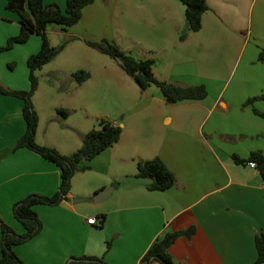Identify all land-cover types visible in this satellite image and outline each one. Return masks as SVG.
Wrapping results in <instances>:
<instances>
[{"label": "crops", "instance_id": "crops-1", "mask_svg": "<svg viewBox=\"0 0 264 264\" xmlns=\"http://www.w3.org/2000/svg\"><path fill=\"white\" fill-rule=\"evenodd\" d=\"M43 2L46 5L55 3L61 9L66 5V0ZM206 2L209 10L202 15L200 31L188 33L183 41L178 40L179 46H184L189 41L194 42L193 36L203 30L206 18L207 26L222 30L223 37L233 49L229 51L227 61V69L231 74L236 67L233 77L216 79L212 97L208 93L209 96L200 101L177 103L190 111L176 117H162L165 125H172L175 121L173 128L165 134L158 135L154 140H134L129 145H119L114 151H111V147L88 162L87 171L76 173L101 172L111 159L130 168V163L137 165L139 161L158 157L174 175L173 186L164 192H150L145 180L135 178L136 172H124L122 168L107 182H93L81 175V184L71 183L67 200L56 207L69 205L67 209L76 213L75 207L71 206L73 199L94 197L110 188L111 193L105 200L114 198V206L109 210L96 212V218L104 219L102 225H88L86 220L90 217L85 220L83 218L80 223L76 219L88 232L94 228L103 231L100 240L90 241L74 252L65 251V255H68L65 257L85 255L103 258L107 264H140L141 258L157 238L193 227L194 232L190 237H178L169 248V254L176 264H254V238L257 234L264 233V183L255 169L247 164H235L232 156L242 160L247 159L252 152H260L264 156V119L253 112V109L264 112V99L256 100L251 105L245 104L248 99L264 94V63L257 62L259 50L264 46V0ZM123 3L125 4L124 0H103L101 4L98 0H93L92 4L83 9L79 22L67 31L63 32L56 26L48 27L49 43L51 44V35L58 34L68 39L66 47L74 42L86 46V41L106 39L122 50L131 51L120 42V38H124L123 33L112 25L116 9ZM154 3L158 27L166 28L168 18L172 17L168 9L170 6L173 11L174 4L167 0H154ZM144 16L146 28L150 31L152 17ZM183 27L185 30L186 23L177 17L171 26V32L179 33ZM19 29L17 15L7 11L5 0H0V46L5 45L10 37L16 36ZM216 32L207 34L208 39ZM34 36L36 35L30 36L28 43L26 42L29 44L26 51H18L22 65L25 64V73L21 65L19 74L14 67L10 68L5 77L0 74L2 87L17 91L29 89L26 60L37 52L41 44L40 38L36 36L38 40ZM240 39L244 40L242 44ZM136 40L129 39V42L142 45ZM242 45V57L236 66L233 57ZM209 46L211 43L207 41L203 50L207 52ZM15 47L16 45L12 49ZM160 48L169 50V42L161 43ZM183 48L185 47H176L178 51H183ZM186 48L190 50V46ZM14 58L15 64L19 63L17 57ZM242 58L239 77L235 78ZM203 61L209 65L206 63L205 66L203 62L201 69L213 71L212 61L207 56H204ZM190 62L192 61L172 65L175 68L169 73L170 78L172 77L170 80L163 76L156 78L175 83L173 77L183 79L188 74L179 67L187 65L191 68ZM213 63L215 71H220V61ZM88 71L91 79L93 71L99 73L102 69L92 68ZM58 72L72 81L71 74L74 71L50 70L49 76L54 77ZM22 106L21 100L0 95V218L18 234L23 233V228L14 219L12 206L30 194L53 195L58 190L60 179L57 167L37 154L26 149L13 151L16 141L25 132ZM36 141L37 144L48 147L47 142H42L39 123ZM73 142L68 141L69 146L74 147ZM137 145H141L142 149H137ZM65 153L61 151L60 154L68 155ZM34 211L40 218L41 207L35 206ZM76 217L80 218V215L76 214ZM46 223L50 232L55 234L53 239H60L66 226L70 225V219L60 215L58 218L53 217L51 222L44 221L42 230L36 237L16 246L14 251L25 264H49L43 250L45 238L49 240V236L45 235ZM108 237L112 239L110 242ZM106 243H110L108 250Z\"/></svg>", "mask_w": 264, "mask_h": 264}, {"label": "rangeland", "instance_id": "rangeland-1", "mask_svg": "<svg viewBox=\"0 0 264 264\" xmlns=\"http://www.w3.org/2000/svg\"><path fill=\"white\" fill-rule=\"evenodd\" d=\"M98 1L103 4V0ZM124 1L125 4H121L120 8L116 9V17L112 25L115 29L123 33L124 38H120L123 46L131 50H123L124 52L132 55L136 59L151 58L155 61L153 68L155 77H166L170 80L172 77L170 78L171 75L169 73L172 68H175L173 67L174 64L186 61L195 62V67L192 62H190L191 68L187 65L180 66L179 69L188 72V74L183 79L173 77L176 81L172 84L178 86L203 85L211 97L214 96V86H216L214 82L216 79L224 78L226 80L233 77L236 67L232 74L227 69L228 56L230 55L229 51H233V49L223 37L222 30L217 27L214 29L215 27L207 26L206 18L204 20L205 26L203 30L197 36H193V39H195L193 40L194 42L189 41L184 46H179V36L186 32V29L184 30L183 27V30L179 31V33L171 32V26L177 20V17L178 20L181 19L182 22L186 23L184 6L178 0H167L174 4L173 11L170 6L168 9L172 16L168 18V22L166 23L168 28L158 27L157 20L155 19L156 4L154 0ZM126 2H129V4ZM144 15L152 17L153 24L149 26L150 31L146 28ZM213 31L217 32L213 37L211 36V39H208L207 34ZM34 37L39 40L38 37ZM50 38L52 44L50 45L54 47L67 43L68 40L66 36L58 34L51 35ZM129 39H137L142 45L137 44V42H129ZM167 41L169 42L170 48L165 51L160 48V44ZM207 41L211 43L209 50H207L208 53L203 50ZM243 41V39L239 40L241 44ZM27 43L16 44L15 49L0 53V74L2 76L5 77V74L10 72V68L12 69V67L19 74L23 62L19 58L20 53L18 51H26L27 45H29ZM188 46H190V50L186 48ZM176 47L185 48H183V51H178ZM242 47L243 45L240 51L236 52L233 57V62L236 66L242 57ZM204 56H207L212 61L211 69L213 71L201 69V66L203 68ZM14 57H17L19 63L15 64ZM213 61H220V71H215L216 66ZM206 63L204 62L205 66L207 64L209 65V63ZM242 63L243 58L234 75L235 78L239 77ZM78 68H82V70L87 72H89L88 70H92V68L93 70L100 68L102 71L99 73L93 71V77L88 79L86 83L84 82L85 84H76L72 79V81L66 79L59 72L54 77L49 76L50 70L75 72ZM22 69L25 73V64L22 65ZM36 76L38 78V88L32 97V104L39 118L38 123L41 130L42 142H47L48 147L55 148L59 153L62 151L70 155L78 150L81 147L82 136L91 129L97 128V121L101 118L114 121L122 128L120 139L117 142L118 144L116 143L112 146L111 151H114L119 145H129V142H134V140L141 138L154 140L158 135L165 134L174 126L175 121L172 125L163 124L162 117H176L183 112L190 111L186 106L180 104H166L159 90L154 86L141 92L135 82L122 71L114 60L84 46L80 42H74L65 47L62 52L53 58L48 66L36 72ZM203 76H207L208 79ZM209 94H207V97ZM151 96H154V98L152 99ZM57 110H65L68 114L67 118L61 119ZM68 141H74L72 143L74 147L70 145L72 147L71 149H68L70 148ZM136 148L142 149V146L137 145ZM121 168L124 172H136V164L130 163V168L127 165L123 167L117 161L111 159L110 163L101 169V172H87L86 174L75 173L71 183L80 185L81 175H85L84 177L86 179L93 182H107ZM142 180H145L149 184V180ZM111 184L113 185V181ZM81 198L88 200L71 204L72 207H75L76 213L67 209L69 205L60 206L62 208L39 205L42 211L41 217L38 218L42 224L44 221L51 222L53 217L56 216L58 218L60 215L69 217L70 219V225L66 226L64 235L60 239L57 237L53 239L55 234L50 232L48 223H46L45 235L49 236V240L45 238L46 243L43 250L48 257L47 261L49 264H59L61 262L62 264H68L75 257H65L68 256L65 255V251L74 252L90 241L96 242L100 240V235L103 230L100 231L94 228L88 232L76 222V219L80 223L83 222V218L85 220L86 217H95L96 212L109 210L114 206V198H109L101 203H96L94 197ZM76 214L80 215V218H77ZM107 229L110 230L109 227ZM107 229L106 233L108 235L109 232ZM108 238V242H110L109 240L112 239L110 237ZM64 259L65 261H63Z\"/></svg>", "mask_w": 264, "mask_h": 264}, {"label": "trees", "instance_id": "trees-1", "mask_svg": "<svg viewBox=\"0 0 264 264\" xmlns=\"http://www.w3.org/2000/svg\"><path fill=\"white\" fill-rule=\"evenodd\" d=\"M184 6L186 32L179 36L183 41L187 33L199 32L202 26V15L209 10L206 0H178ZM93 3V0H66L64 9L57 4H44L43 0H5V9L17 15L19 19V33L10 37L4 46H0V53L12 49L16 44H25L30 36L40 38V48L36 54L30 55L26 60L28 69L29 89L26 91L9 90L0 85V95L10 96L22 101L21 116L25 123V132L16 141L13 151L26 149L43 160L55 165L59 170L60 179L58 190L51 196L30 194L16 202L12 206L14 219L22 226L23 233L18 234L6 225L0 218V264H25L15 253L14 248L23 245L42 230L35 206L43 205L55 207L67 200L71 190V180L75 173L89 169L90 162L103 151L114 146L120 139L122 128L106 118L97 121V128L91 129L81 138V147L70 155H61L53 148L37 144L36 132L38 127V115L32 104V97L38 88L36 72L48 64L60 52L67 43L59 46H51L47 37V29L56 26L63 32L75 26L82 16L85 7ZM85 45L96 52L114 60L122 71L131 78L140 91L156 87L166 104L175 105L187 101H200L207 97V90L203 85L178 86L158 80L153 73L155 61L151 58L136 59L132 55L121 50L114 42L106 39L100 41H86ZM257 62L264 63V46L260 48ZM90 78V73L77 70L71 74V79L76 84H82ZM264 99V94L248 99L246 105H251L256 100ZM255 115L264 119V112L253 109ZM61 119L67 118L65 110H57ZM235 164L243 165L250 162L256 164L255 170L264 183V156L260 152H252L245 160L232 156ZM137 179H147V190L150 192H164L171 188L175 182L174 175L166 168L160 158L139 161L136 165ZM98 224L102 225L103 217H97ZM194 228L184 231L166 233L157 238L147 249L140 260V264H176L169 254V248L180 236L190 237ZM110 243H106V250ZM256 259L254 264H264V233L257 234L254 238ZM68 264H107L103 258L85 256L74 258Z\"/></svg>", "mask_w": 264, "mask_h": 264}, {"label": "water", "instance_id": "water-1", "mask_svg": "<svg viewBox=\"0 0 264 264\" xmlns=\"http://www.w3.org/2000/svg\"><path fill=\"white\" fill-rule=\"evenodd\" d=\"M111 188L104 190L100 193H98L97 195L94 196L96 203L102 202L104 201L111 193ZM88 199L86 198H75L72 200V203H78V202H83V201H87Z\"/></svg>", "mask_w": 264, "mask_h": 264}, {"label": "built area", "instance_id": "built-area-1", "mask_svg": "<svg viewBox=\"0 0 264 264\" xmlns=\"http://www.w3.org/2000/svg\"><path fill=\"white\" fill-rule=\"evenodd\" d=\"M250 168L255 169L256 164L254 162H250L247 164ZM99 222V220L96 217H90L86 220V223L88 225H96Z\"/></svg>", "mask_w": 264, "mask_h": 264}]
</instances>
